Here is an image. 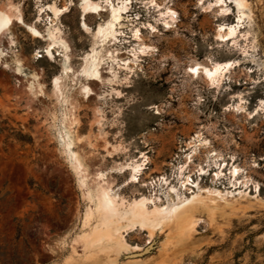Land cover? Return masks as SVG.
Returning <instances> with one entry per match:
<instances>
[{"label": "rangeland", "instance_id": "374dc122", "mask_svg": "<svg viewBox=\"0 0 264 264\" xmlns=\"http://www.w3.org/2000/svg\"><path fill=\"white\" fill-rule=\"evenodd\" d=\"M119 1L84 16L81 0H0L40 34L13 21L0 36V264H264V0H125L114 35L96 41ZM220 22L233 38L217 40ZM92 45L103 79L87 97L72 71ZM223 60L214 85L186 72ZM97 181L124 205L144 195L173 214L150 236L123 220L89 246Z\"/></svg>", "mask_w": 264, "mask_h": 264}, {"label": "bare ground", "instance_id": "6f19581e", "mask_svg": "<svg viewBox=\"0 0 264 264\" xmlns=\"http://www.w3.org/2000/svg\"><path fill=\"white\" fill-rule=\"evenodd\" d=\"M107 1L108 0H81L82 14L84 16L85 15L100 14L104 8L102 3L107 2ZM48 7L52 10V12L54 14H56L57 9L54 7V5H48ZM126 10H127L126 1L120 0L117 3V5L112 6L111 9L108 10V12L106 11L107 12V19L106 20L103 19L104 21L102 23H99L94 29L92 28V30H91L93 36L95 37V40L97 41L98 39H100L101 41H105L108 36H113L114 32H115L113 30V24L118 19H120V16H121L120 14L122 12H126ZM221 11H222V9H220V12ZM5 20L11 21V23L13 21L14 22L16 21L20 24H23L27 30H29L33 33H39V31L33 25L25 24L21 15L19 14V12L14 11L12 9V6L9 5L8 7H4V6L0 7V36L4 31H7L11 25V23H9L6 27H3ZM82 25L86 31L90 30L84 21L82 22ZM134 30L136 33V28ZM235 30H236L235 26H232L231 24H228L226 22H220L217 26V40L218 39L219 40H223V39L225 40V39L233 38V36L235 34ZM10 42H12V40ZM50 42L51 43L48 44L49 47H51L50 45H53V44H59L63 50V53H64L66 59H69V56L67 53L68 45L66 44V41H64L60 36H58V37L54 36V39H51ZM89 48L90 49L88 50V52H85V54L83 56V62L81 63V67L78 68L77 70L73 69V71H72L73 76L76 78L75 81L79 82L78 92L80 94L82 93L83 95H86L87 97L89 95H91V92H92V88L88 86V83L89 82L96 83V82H98V80L103 79L100 72H99V67L101 65L102 56L97 55V53L94 50L93 45L91 47L89 46ZM105 50H106V52L108 51L107 49H105ZM137 51H139V50H137ZM47 52L50 56L52 55V53L49 49H47ZM16 61L19 62L18 59ZM231 63H232L231 60L212 61L210 64L203 65V66L200 65L199 63H195L194 65L187 67L186 72L188 73L189 69H196V71H194V72L191 71L192 72L191 74L188 73L192 79H197L200 76H202L207 81L208 84L214 85L215 82L219 81L224 75H226L229 67L231 66ZM67 67L69 68L68 65H64L63 69L65 70ZM15 73L16 74L20 73V67L16 68ZM79 76H82V78L85 81L84 82L78 81L80 79ZM34 77H36V75H34ZM74 77L71 79L74 80ZM36 84L38 86H40V84L38 82H36ZM52 87H53L54 95H56V97L59 98V96L62 95L61 80H60L59 75H56L53 77ZM33 88H35L34 81L33 82L31 81L28 84V90L31 91L32 93H34ZM39 88H41V87H39ZM85 88L89 89V91L87 93L84 92ZM64 121H65V125L68 127L66 134L69 135L70 131H71L70 129H71L72 124L74 122H76V117L74 116L71 109H68V112L65 114ZM77 137H75L74 139H76ZM69 152L72 156V158H71L72 159V166L75 169V171L79 174L80 185L86 186L87 173L85 172V168L82 165V162L80 160L78 152L71 151V150H69ZM216 158H218V157H216ZM198 169L200 170V168H198ZM133 170H134V168H133ZM202 171H204V170H202ZM229 171H230V176L234 177L237 174L236 165H232L230 167ZM216 174H218V173L216 172ZM96 176H98V175H96ZM188 178H189L188 175L184 176L185 180H187ZM94 194H95V198H96L95 211L97 213L98 222H97V224L95 223L96 225H94L88 233L83 234L84 240L86 241L87 245H89V246L95 247V246L102 245L105 241L106 236L109 235V230L112 229L113 227L115 229L118 225L122 224L123 220L125 221L126 226H132V227H139V228L147 229L148 230L147 232H149V236H150L152 234V232L155 230V228L161 222L170 219L172 214H173V208H171V207L166 208L164 206L161 207V206L157 205L152 198H149V197L144 196V195L140 196L139 198L138 197L134 198L131 201H128L124 205L123 199H121L120 201H116L115 196H112L109 193V184H102V183H99L98 181L94 185ZM147 202H153L151 208L146 207ZM91 213H88V216ZM92 215H90V216H92ZM156 230H158V229H156ZM184 233H185V230H184ZM103 247H105V246H103ZM120 247H123L122 250L124 248H126V246H124L123 244H121ZM100 248H102V247H100Z\"/></svg>", "mask_w": 264, "mask_h": 264}, {"label": "snow or ice", "instance_id": "6c2138e0", "mask_svg": "<svg viewBox=\"0 0 264 264\" xmlns=\"http://www.w3.org/2000/svg\"><path fill=\"white\" fill-rule=\"evenodd\" d=\"M173 15H175V14L173 13ZM9 23H11V21L5 20L4 24H3V27H6ZM35 34L39 35V33H35ZM36 55L39 56L40 53H36ZM189 71H193L194 72V71H196V69H189ZM88 91H89V89H87V88L84 89V92L87 93ZM133 178H135V177H133Z\"/></svg>", "mask_w": 264, "mask_h": 264}, {"label": "water", "instance_id": "95a60500", "mask_svg": "<svg viewBox=\"0 0 264 264\" xmlns=\"http://www.w3.org/2000/svg\"><path fill=\"white\" fill-rule=\"evenodd\" d=\"M189 74H191L192 72L191 71H188Z\"/></svg>", "mask_w": 264, "mask_h": 264}]
</instances>
